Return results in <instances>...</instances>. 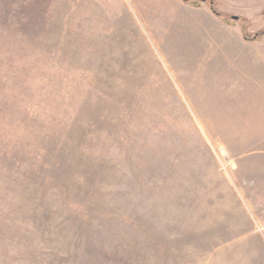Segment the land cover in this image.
Listing matches in <instances>:
<instances>
[{
    "label": "rangeland",
    "instance_id": "rangeland-1",
    "mask_svg": "<svg viewBox=\"0 0 264 264\" xmlns=\"http://www.w3.org/2000/svg\"><path fill=\"white\" fill-rule=\"evenodd\" d=\"M214 8L0 0V264H264V151L218 124L248 61L215 45L264 29Z\"/></svg>",
    "mask_w": 264,
    "mask_h": 264
},
{
    "label": "crops",
    "instance_id": "crops-1",
    "mask_svg": "<svg viewBox=\"0 0 264 264\" xmlns=\"http://www.w3.org/2000/svg\"><path fill=\"white\" fill-rule=\"evenodd\" d=\"M203 1V0H202ZM208 1V0H206ZM218 6L232 15L235 20L243 19L249 22L248 31L258 32L264 29V0H216ZM238 11V12H235ZM237 17V18H235ZM226 38L215 41V45L226 47L241 45L243 58L248 61L247 70L241 75H232L233 96L240 89L244 99L242 100L243 114L241 120L237 112L240 109L238 98L231 99L230 110L234 111L226 119H220V127L241 128L243 134L248 135V145L264 151V35L259 38H246L243 34L242 25H224ZM223 26V28H224ZM229 30V31H228ZM235 34H231L232 31ZM220 42V43H218ZM235 52H232L234 55ZM242 85V86H241ZM238 86H241L238 88ZM216 118H218L216 116ZM216 122H219L216 119Z\"/></svg>",
    "mask_w": 264,
    "mask_h": 264
},
{
    "label": "trees",
    "instance_id": "trees-1",
    "mask_svg": "<svg viewBox=\"0 0 264 264\" xmlns=\"http://www.w3.org/2000/svg\"><path fill=\"white\" fill-rule=\"evenodd\" d=\"M210 1H211V4H212V9H213V11H214L217 15L221 16V13H219V12L214 8V0H210ZM263 34H264V30L261 31V32H259V33H257L254 37H255V38H258V37L262 36Z\"/></svg>",
    "mask_w": 264,
    "mask_h": 264
},
{
    "label": "water",
    "instance_id": "water-1",
    "mask_svg": "<svg viewBox=\"0 0 264 264\" xmlns=\"http://www.w3.org/2000/svg\"><path fill=\"white\" fill-rule=\"evenodd\" d=\"M203 1H206V0H203ZM235 18H237V17H235Z\"/></svg>",
    "mask_w": 264,
    "mask_h": 264
}]
</instances>
